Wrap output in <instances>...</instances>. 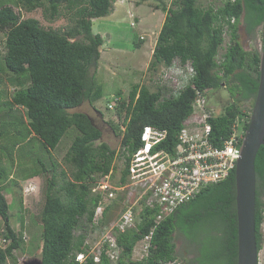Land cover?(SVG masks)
<instances>
[{
  "label": "trees",
  "instance_id": "16d2710c",
  "mask_svg": "<svg viewBox=\"0 0 264 264\" xmlns=\"http://www.w3.org/2000/svg\"><path fill=\"white\" fill-rule=\"evenodd\" d=\"M113 2L115 0H14V4L26 12L41 8L44 19L49 21L63 14L70 15L72 25L64 32L42 27L34 17L21 18L12 5H0V33L4 36L2 61L10 74L7 80L19 86L3 104L8 109L24 108L27 134L38 138L48 152L57 147L69 128L77 131L65 155L71 167L70 175L62 169L58 172V163L53 159L50 167L40 161L46 186L39 212L42 241L39 259L42 264L169 263L178 257L174 243L177 232L194 247L193 256L185 259L184 264H236L234 170L226 178L203 187L194 198L159 221L156 208L140 210L134 228L116 233L119 254L115 262L105 249L98 261L94 260L93 253L81 263L75 259L77 252H86V228L92 224L100 199L99 194L91 192L94 178L112 170L117 150L105 142L97 143L102 131L89 115L69 110L85 100L92 102L94 76L104 42L100 34L93 32L92 20L107 15ZM240 24L250 38L259 30L263 40L264 0H223L218 6L206 7L199 6L197 0H171L149 67L157 69L178 60L181 64L189 62L195 75L178 96H167L171 89L166 86L150 90L139 83L133 84L126 96L117 93L115 111L122 124L114 129L120 133L124 159L120 182L126 180L129 156L141 145L143 126L165 130L166 137L157 148L172 150L183 122L191 113L196 89L207 94L224 85L229 91L222 111L210 118L211 137L217 146L229 135L234 119L246 115L242 110H251L258 87L260 52L243 48L238 34ZM226 32L229 43L217 57ZM141 42L142 39L137 45ZM4 83L0 76V85ZM96 95L95 98L101 96ZM246 102H250L251 107H243ZM3 134L0 129V142ZM255 175V234L259 251L264 219L261 199L264 144L255 158ZM59 176L62 183L58 182ZM0 179H3L2 170ZM107 211L105 209L104 216ZM14 213L0 188L4 238L11 241L5 248L0 246V264H8V261L18 264L14 251L20 248L22 236L10 227L9 217ZM150 232L147 254L141 259H132L134 247Z\"/></svg>",
  "mask_w": 264,
  "mask_h": 264
},
{
  "label": "rangeland",
  "instance_id": "374dc122",
  "mask_svg": "<svg viewBox=\"0 0 264 264\" xmlns=\"http://www.w3.org/2000/svg\"><path fill=\"white\" fill-rule=\"evenodd\" d=\"M171 0H145L141 5H136L134 0H116L112 3V10L102 16L104 19H93V32L98 30L103 33L105 39L104 47H110V56L99 61L96 74L94 76L95 88L93 90L91 103L85 100L82 105L70 109L69 112H84L89 115L93 123L102 131V137L97 142H105L111 149L117 150L113 160V168L109 180L117 183L124 167V159L120 150V133L114 129L115 126L121 127V118L115 111L114 101L117 93L127 95L131 86L135 83L144 84L150 90H156L162 87L163 80L161 71L164 66L160 65L157 69L149 67L150 49H142L146 43L139 45L138 34L143 35L146 42L150 40L149 36H155V32L163 19L162 6H170ZM223 0H197V4L206 7L210 4L218 6ZM1 4L12 5L15 11L21 14V18L34 17L39 20L42 27L54 29L55 31L64 32L72 25L70 15H61L56 19L49 21L44 19L42 9L37 8L31 12H26L14 4V0H0ZM156 4V5H155ZM119 6H123L122 10ZM140 6V7H139ZM154 6H157L156 9ZM138 7V8H137ZM127 10V11H126ZM134 22L133 25L130 22ZM153 24L152 27H149ZM145 32L142 33V32ZM95 33V32H94ZM147 33V36H146ZM239 41L247 51L254 49L259 52L262 49V34L258 30L253 38L247 36L242 24L239 25ZM3 39L0 33V76L5 83L0 85V129L3 130V136L0 142V170L3 171V179H0V188L6 196L10 208L15 213L9 217L10 227L18 233L21 238L20 248L14 252L17 263L23 264L25 261L39 258L40 246L42 241L40 235L39 212L42 208L44 199V188L46 186V175L42 173L40 161L49 166L51 159L58 163L57 171L65 170L70 175L71 167L65 161L66 152L71 144L72 139L77 133L73 127L69 128L62 136L59 144L50 152L41 144L40 140L32 134H27V120L25 110L22 107L14 106L8 109L3 103L10 100L18 85L9 82L8 74L2 61ZM142 39V41H144ZM229 43V34H224V41L219 49L220 56ZM146 56L147 58H144ZM145 59V60H144ZM151 60V59H150ZM145 61V62H144ZM7 73V74H6ZM23 79V78H22ZM168 89V85H165ZM96 93L101 95L95 99ZM208 104L216 113L222 111L223 104L229 99V91L224 85L216 91L207 93ZM114 105L113 109L108 108V104ZM242 106L251 107L250 102L243 103ZM98 108V109H97ZM23 123H22V122ZM45 166V167H46ZM50 167V166H49ZM103 178V177H100ZM58 182L62 183L60 176ZM125 182V181H124ZM122 183V182H121ZM28 187L30 191L24 193V188ZM116 191L115 196L121 195ZM261 199L264 202V190L261 191ZM115 202V201H114ZM112 203V207L102 216L98 225L90 224L86 228V240L92 249L100 250L104 235V226L109 227L123 211L125 207L122 200ZM139 212V211H138ZM138 212H136L135 221H138ZM264 215V209H263ZM5 222L0 216V246L5 248L11 241H2L5 234ZM79 232L78 229L75 231ZM262 242L258 252V264H264V219L261 224ZM174 243L176 245V259L169 264H184L185 259L192 257V252L188 249L182 236L177 232L174 233ZM144 241H139L134 247L132 259L142 258ZM8 264H13L8 261Z\"/></svg>",
  "mask_w": 264,
  "mask_h": 264
},
{
  "label": "built area",
  "instance_id": "2783aa9c",
  "mask_svg": "<svg viewBox=\"0 0 264 264\" xmlns=\"http://www.w3.org/2000/svg\"><path fill=\"white\" fill-rule=\"evenodd\" d=\"M130 24L133 25L134 22ZM139 39H143V35H139ZM161 72L163 86L171 88L167 96H178L195 75L189 62L181 64L178 60L164 66ZM116 100L117 98L114 101ZM191 105V113L183 122L171 151L157 148L165 139L166 131L145 125L140 134L141 145L129 156L125 182L121 183L119 177L117 183H112L109 180L112 170L94 178L91 192L99 194L100 199L95 207L92 224L98 225L105 209L110 210L114 201L118 203L122 200L125 207L111 226H104L100 250L95 252L85 241L88 245L86 252L76 253L75 259L79 263L92 253L94 260L98 261L102 249L115 262L119 254L116 233L136 226V212L154 207L158 210L156 220L159 221L194 198L203 187L226 178L234 170L246 129L244 124L248 123L251 110H242L246 115L234 119L229 135L217 146L212 141L210 122L216 112L208 104L207 94L196 89ZM113 107L112 103L108 104L109 109ZM28 191V187L24 188V193ZM116 191L122 193L118 198L115 196ZM151 234L152 232L141 240L145 243L142 258L148 252ZM2 241L9 242V239L3 237Z\"/></svg>",
  "mask_w": 264,
  "mask_h": 264
},
{
  "label": "water",
  "instance_id": "95a60500",
  "mask_svg": "<svg viewBox=\"0 0 264 264\" xmlns=\"http://www.w3.org/2000/svg\"><path fill=\"white\" fill-rule=\"evenodd\" d=\"M259 58L258 87L243 136L240 156L234 167L236 264H258L259 251L255 234V158L260 146L264 144V39ZM23 264H42V262L39 258H34ZM151 264L168 263L155 262Z\"/></svg>",
  "mask_w": 264,
  "mask_h": 264
},
{
  "label": "crops",
  "instance_id": "0c3cea01",
  "mask_svg": "<svg viewBox=\"0 0 264 264\" xmlns=\"http://www.w3.org/2000/svg\"><path fill=\"white\" fill-rule=\"evenodd\" d=\"M116 1V0H115ZM145 0H134V3L138 6V5H141L142 3L141 2H144ZM156 5V4H155ZM122 10H124V8H123V6H119ZM140 7V6H139ZM155 7V9H156V7L157 6H154ZM168 5L167 6H162V13H163V19H162V21L160 22V24H159V27H158V29L156 30V32H155V36L154 37H152V34H150L149 36H151L150 37V40H148V42H146V39L144 40V41H142L143 43L142 44H144V43H146L145 44V46H143L142 47V49L144 50V54H145V52H146V49H150V55H149V57H148V59H149V61H150V59L152 58V53H153V49H154V46H155V43H156V39H157V35H158V32H159V30H160V28H161V26H162V23H163V21H164V18H165V16H166V13H167V9H168ZM138 8V7H137ZM127 11V10H126ZM95 19H97V20H100V19H104V18H102V17H99V18H95ZM153 26V24H151L149 27H152ZM92 30H93V26H92ZM95 33H98V34H100L101 36H102V38H103V40H104V42H103V44L100 46V59H99V61L100 60H103L104 58L106 59V58H108L109 56H110V54H109V52H110V47H104V45H105V37H104V35H103V33H100L98 30H96V31H94ZM142 33H144L145 34V32L143 31ZM140 34H138V36H139ZM146 36H147V33H146ZM138 39H139V37H138ZM140 40V39H139ZM144 58H147L146 56H144ZM145 60V59H144ZM145 62V61H144ZM99 63V62H98ZM99 65V64H98ZM97 98V97H96ZM95 98V99H96ZM94 101L95 100H93L91 103H94ZM82 105V104H81ZM98 109V108H97ZM77 112H80V111H77Z\"/></svg>",
  "mask_w": 264,
  "mask_h": 264
},
{
  "label": "flooded vegetation",
  "instance_id": "af4514ba",
  "mask_svg": "<svg viewBox=\"0 0 264 264\" xmlns=\"http://www.w3.org/2000/svg\"><path fill=\"white\" fill-rule=\"evenodd\" d=\"M184 241L188 245V247H189L188 249L192 252V256H193L194 247L190 246V244L186 240H184Z\"/></svg>",
  "mask_w": 264,
  "mask_h": 264
},
{
  "label": "bare ground",
  "instance_id": "6f19581e",
  "mask_svg": "<svg viewBox=\"0 0 264 264\" xmlns=\"http://www.w3.org/2000/svg\"><path fill=\"white\" fill-rule=\"evenodd\" d=\"M156 214V213H155Z\"/></svg>",
  "mask_w": 264,
  "mask_h": 264
}]
</instances>
